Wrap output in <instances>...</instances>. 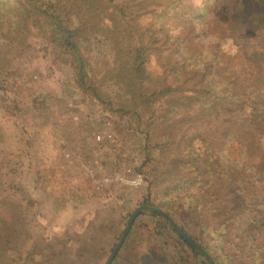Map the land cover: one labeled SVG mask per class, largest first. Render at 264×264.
<instances>
[{
	"label": "rangeland",
	"instance_id": "rangeland-1",
	"mask_svg": "<svg viewBox=\"0 0 264 264\" xmlns=\"http://www.w3.org/2000/svg\"><path fill=\"white\" fill-rule=\"evenodd\" d=\"M183 10L178 8L166 21L169 35L194 34ZM150 20L145 16L142 23ZM5 22L3 27L0 19V264H106L147 198L156 205L194 177L181 170L191 151L201 155L198 166L204 168L206 147L198 136L219 141L227 116L218 122H185L170 149L154 147V134L153 147L146 149L139 125L148 116L142 121L124 116L84 94L71 54L36 29L3 38ZM255 46L264 54V33L256 36ZM233 47L229 38L222 45L229 54V70L224 71L240 73L250 84L253 75L245 54L241 57L237 49L232 54ZM91 51L85 53L93 68L88 71L117 104V87L104 76L114 53L109 46ZM158 58L151 56L148 64L153 78L165 72ZM248 115L245 107L228 118L240 121ZM189 193L198 194V186L172 195L185 202ZM245 199L251 205L262 202L264 185L250 187ZM179 214L178 224L199 237L194 214L187 207ZM254 220L259 218L253 212L241 218L239 233L246 243L234 237L223 243L231 264H264V230L250 231ZM153 222L146 215L138 217L112 263L158 264L157 256L176 255V239L151 233Z\"/></svg>",
	"mask_w": 264,
	"mask_h": 264
},
{
	"label": "trees",
	"instance_id": "trees-1",
	"mask_svg": "<svg viewBox=\"0 0 264 264\" xmlns=\"http://www.w3.org/2000/svg\"><path fill=\"white\" fill-rule=\"evenodd\" d=\"M156 1L0 0L1 25L6 21L8 26L1 37L11 33L20 37L36 29L52 38L72 55L76 82L84 94L116 107L124 116L141 121L148 116L139 125L148 141L146 149L153 143L161 150L170 149L176 133L192 119L218 122L227 116L219 141L198 136L206 147L204 168L198 166L201 155L191 151L181 170L194 177L167 192L156 205L147 198L138 217L154 221L150 228L154 235L169 234L178 243L179 252L157 256L158 264H231L222 247L230 237L246 243L239 233L242 216L256 213L259 220L251 222L249 230H264V199L252 205L245 199L250 187L264 185V54L255 46L256 36L264 33V0ZM182 7L194 34L169 35L165 23ZM145 16L150 22L142 23ZM228 38L238 55L245 54L253 75L250 84L240 73L224 71L229 70V54L222 45ZM100 46H109L114 53L104 76L117 87V104L88 71L93 68L85 53ZM153 55L160 56L165 70L157 78L148 70ZM9 103L16 106L12 98ZM245 107L249 115L243 120L228 118ZM154 134L157 139L152 143ZM196 185L198 194H187L185 202L172 195ZM184 207L194 214L199 237L176 221Z\"/></svg>",
	"mask_w": 264,
	"mask_h": 264
},
{
	"label": "water",
	"instance_id": "water-1",
	"mask_svg": "<svg viewBox=\"0 0 264 264\" xmlns=\"http://www.w3.org/2000/svg\"><path fill=\"white\" fill-rule=\"evenodd\" d=\"M142 210H143V208L140 207L139 209H137V210L133 213V215L131 216V218H130V220H129L127 226H126V229H125V231H124V233H123V235H122V237H121V240H120L118 246L114 249V251L112 252L111 256H110L109 259L107 260L106 264H111V263H112V261L114 260L116 254L118 253L120 247L123 245L125 239L127 238V236H128V234H129V232H130V230H131V228H132V226H133V224H134L136 218L140 215V213H141ZM189 240L191 241V239H189Z\"/></svg>",
	"mask_w": 264,
	"mask_h": 264
},
{
	"label": "clouds",
	"instance_id": "clouds-1",
	"mask_svg": "<svg viewBox=\"0 0 264 264\" xmlns=\"http://www.w3.org/2000/svg\"><path fill=\"white\" fill-rule=\"evenodd\" d=\"M235 52H236V49L233 47L232 54H235Z\"/></svg>",
	"mask_w": 264,
	"mask_h": 264
}]
</instances>
